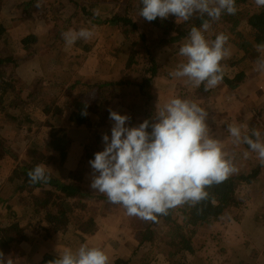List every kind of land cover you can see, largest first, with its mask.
<instances>
[{
	"label": "trees",
	"instance_id": "16d2710c",
	"mask_svg": "<svg viewBox=\"0 0 264 264\" xmlns=\"http://www.w3.org/2000/svg\"><path fill=\"white\" fill-rule=\"evenodd\" d=\"M102 1V0H101ZM124 5H120V3ZM115 6H121L123 12L105 14L103 25L115 28L125 42L131 46L138 48V53L131 51L130 58L134 61L135 58H141L140 81L136 84L128 82H111V86H127L132 87L142 99V105L146 106L153 96L150 89L154 86L155 80L164 75L162 65L160 64L155 50L159 46L178 44L185 39L191 27H199L202 20L193 17L190 21H178L175 16H169L168 19H160L149 22L139 16L141 7L140 0H112ZM40 4L39 0H35V7ZM237 12L235 15L224 14L220 20L221 23L214 24V28L224 30L226 28L228 34L234 35L233 42L239 48L238 57H234V63H240L247 58V54L255 45L264 43V8L258 7L254 0H236ZM85 15L93 20L90 8L85 5L82 7ZM54 18V17H52ZM244 22V33L238 28L240 22ZM8 29L0 23V41L6 35ZM226 32V31H225ZM156 39H154V35ZM153 37V38H152ZM151 38V39H150ZM31 37H26L21 41L23 46H29ZM149 39V40H148ZM236 59V60H235ZM233 63V62H232ZM17 67V62L13 59L0 58V157L4 156L15 159L13 149L7 139L12 135L14 138L25 132V125L32 122V113L25 109L26 105L32 104L36 108H42V115L47 120L42 123L41 120L35 121L36 130L40 126L51 128L50 147L52 162L49 165V180L44 182L32 183L29 179L28 172L39 164L24 163L19 166V172L22 174L21 180L12 188L18 205L23 208L27 214L26 229L21 231L18 221L13 217L6 223L0 226V251L5 254V247L8 244L18 243L23 238L32 236H40L42 230H45L49 235L57 232H65V227L72 223L77 230L85 232L91 225L92 218L82 216L91 205L98 207L102 205L104 211L109 210V207H117L110 203L106 196L95 192L87 185L91 184L92 171L88 169L89 161L94 159L93 156L97 150L91 147V143L84 148L82 157L76 162V166L70 168L69 171L63 172L61 176L53 175L54 169L63 161L69 158L70 149L77 138L70 135L67 130L70 129H100L105 127V112L102 104L97 101L90 102L84 99L75 102L71 109L59 107L66 112V117L59 118L55 112V108L42 103L41 96L46 95V92L37 94L29 93L22 101L21 111L24 113V120H20L21 114H9L6 110H16L19 108V103H9L6 105V100L20 98L18 92V83L16 79L7 71L8 66ZM244 71L236 73L234 77L224 75L223 84L229 91L236 90L242 83ZM76 84V80H73ZM64 82L48 86V91L53 89L54 93H64L62 87ZM77 85V84H76ZM67 86V84H65ZM69 90V89H68ZM39 98V100L37 99ZM61 109V110H62ZM86 112L87 115H82ZM147 118V115H145ZM60 123H58L59 120ZM248 150V146L246 145ZM16 160V159H15ZM235 166L238 171L231 174L225 181L219 184L208 186L205 190L208 192V197L195 204L191 202L170 209L166 215H156L154 219H150L146 228L143 229L141 236L138 238L139 244L152 243L156 238L154 230L155 224L160 223L165 228L170 230L174 235L172 237L163 236L151 250H159L164 260L169 264H179L178 257L182 255H193L196 252L193 243L197 230L203 226H213L219 224L225 225L231 220H237L243 214V210L248 206L245 197L240 195L243 188L251 185L260 175L263 169V164L240 163L234 159ZM1 167V164H0ZM60 170V169H59ZM62 170V169H61ZM54 201V202H53ZM64 205L70 207L67 212L63 208ZM109 206V207H108ZM108 207V208H107ZM58 208L60 214H55L52 210ZM8 209V208H7ZM58 257L51 254H44L39 264H49ZM131 258L116 257L113 264H129Z\"/></svg>",
	"mask_w": 264,
	"mask_h": 264
},
{
	"label": "rangeland",
	"instance_id": "374dc122",
	"mask_svg": "<svg viewBox=\"0 0 264 264\" xmlns=\"http://www.w3.org/2000/svg\"><path fill=\"white\" fill-rule=\"evenodd\" d=\"M11 1L13 2L15 0H0V9L2 13V15L0 16V23L2 22L1 21L2 19L8 21V23L14 22L16 24V26L11 25V29L6 35V37L2 41H0V58L13 59L17 62L16 68H12V66L10 65L7 67V71L11 73V76H13V78L16 79L18 83L17 93L20 95L19 96L20 98L14 100L11 99L12 97L11 96L9 100H6V105H8L9 103L11 104L19 103L18 109L13 110L10 107L6 111L9 114H21L19 119L24 120L25 116L24 113H22L21 111V108H24L21 107L23 99L29 93L41 94L44 92H46V95L41 96L42 97L41 102L52 106V109L55 108L56 109L55 112L57 113V115L59 116L60 114L59 118L62 116L66 117L67 114L66 112L63 113V109L59 107L71 109L76 101L79 102L84 99H87L90 102L97 101L98 103L102 104L104 108L105 116L103 118L105 120V127H102L100 129L79 128L75 130L74 129L67 130L69 134L70 133L73 134L77 132L75 136L76 137L79 136L81 142L73 143L70 149L69 158L63 161L61 164L58 165V167L54 169L53 175L56 176L60 174L61 176H63L62 175L63 172L61 171L64 172L66 170L69 171L70 168L72 169V167L76 165V162L79 161L80 158L82 157L84 148L86 149V145L91 143L90 146L95 148L97 152L103 150L102 134L107 133L110 136L111 135L110 130L113 124V122L109 119V110L115 111V108L117 107V105H119V101H121V97L117 95L119 94V90H117L118 88H120L123 91V96L126 97L123 98V100L126 104L125 115H128L131 118L130 121L128 122L129 126H138L144 120H149L148 117L145 118L146 115L145 111L148 112L149 107L151 108L154 105V100L153 99L150 100L148 104L144 106L142 105L143 103L142 99L138 96L134 88L121 86V85L111 86L110 84L111 82L122 81L136 85L140 81L141 58L137 57L134 59V61H132L130 58L131 51L138 53L137 45L136 46L129 45L127 42L123 40L122 35H120L117 30H111L107 28L103 29V31H99L97 29L95 30L96 32H99V34L100 32H104V34L111 36V32H112L114 33V35L118 34L120 36L119 40L116 41L114 40L111 44L104 45L103 48H105V51H107V53H109L110 50L113 53L118 51V53H120L122 57L121 62H125L126 64L125 66H123V64L120 63L121 68L119 69L113 68V70L111 71L112 73L110 72L109 74H105L107 75L106 79L103 78L97 80V78L95 79L94 76H89L84 79L80 77V79H78L76 78L78 77L76 75L70 76V72H68L67 74L64 73L61 76H55L51 78L50 75L47 73V69L49 67H50L49 71H51L52 69V64H54V62H52V57L54 56L56 57L55 59L56 65L57 67H60L63 63L62 60L63 56L68 55L73 47V45L72 46H67V45L59 46L58 44L54 45L51 44V42H49L47 46L44 47V49H46L45 54H47V51H50L49 56L51 60L46 63L44 62L45 68L43 66L41 72L43 74L45 73V75L41 76L40 72L37 71V66L35 65V63L32 62L33 59H31V57L30 58L27 57V55H30L33 51L37 50V43L36 41L33 42V38L31 36L37 30V23L35 25V28H33L34 27L33 20H31L28 17L31 16V18L34 19L36 12H34V14L31 15L29 13L28 16L26 15L25 18L24 17L16 18L15 16H13L14 14H11L6 11L8 8H11V4H9V2ZM89 1L100 2L101 0H89ZM84 2H85L84 0L77 1V3H79L78 4L79 6H82ZM124 3L121 2L120 5H124ZM104 7L107 8L101 9L99 11L98 16L95 15L101 21H104V17L102 16L105 15L106 11L109 9L111 10V12L109 13L123 12L121 6L114 5V7L111 9V7L105 4ZM12 9L14 12L19 10L16 7H12ZM55 11L56 13L58 12L57 7L55 8ZM71 12L72 11H64L62 15H64V17H68L70 15V18L71 17L76 18L74 14H71ZM78 12L80 13L77 14L79 19V20L77 19V22H81L84 25V27L81 25V23H79L78 25H80V28L79 27L73 28V26L70 25L67 27L65 31L69 29L79 30L81 28H85V24L90 23L89 21L90 17L88 18V16H86L83 13L82 9L78 10ZM221 21L222 20H219L216 24L221 23ZM244 22L245 21L242 20V22H240L238 26V28L241 29L243 33H244L243 27H245ZM87 28L90 27L88 26ZM107 30L111 32L107 33L109 32ZM51 32H53V30ZM218 32L222 33V31H218ZM217 34L219 33H216L215 35ZM208 35H212V34L210 33ZM232 36H230V41L233 42L237 38H235L234 35ZM22 37L23 38L31 37L30 40H32V42H29V46L27 47L24 46V48H28L25 51L19 46V40ZM153 37L154 39H156V35H154ZM184 41L185 39L180 41L178 44L163 45L160 47L158 46L155 50L156 56L158 57V60L163 67V71H165L168 75L171 71H173L176 68L177 64L183 62V60L180 59L181 56L179 55V48L181 47ZM237 42H239L238 39ZM87 43H90V40L87 41L78 40L74 45L81 46L84 51L86 49ZM166 47L167 49H165ZM237 50H239L238 47ZM92 51L93 54L96 50L92 49ZM230 51H231V55L229 57H226L225 60L222 61V64L224 65V73L228 77H234L236 73H240L241 71H243V66L249 67L250 61L252 64H254L255 60L257 59V56L259 55V53L256 51V48H252L250 50L251 52L249 51L250 58L248 55L247 58L242 62L234 63L233 59L234 57H238V55H235L236 50L230 49ZM111 56L113 58V55H109V57ZM74 62L75 64L78 65V63L80 62V56L79 58L76 57L74 59ZM34 66L36 68H33ZM105 73H107V69ZM111 75L113 78H111ZM248 75L250 76V72L248 73ZM75 78L78 81L76 82L77 85L73 83L74 82L73 80H75ZM170 78L172 79V81ZM65 79H67L66 81L69 82L68 85H72V87L70 88L71 90H68L65 84L62 87V89L65 90L64 92L66 93L60 94V93H54L53 89L49 91L47 90L50 84L56 85L61 83ZM167 79H170L173 85L172 89L170 88V84L168 83H167L169 85L168 87H166L165 85L160 86L161 85L160 80L156 83V85L158 86L157 90L156 88H154V86L150 89V92L152 91V94L154 93V95H157L156 96L157 99L158 97L161 96V99L163 100V97H165V95L172 96V98L179 96L182 98H187L196 101L197 103L200 104L201 107L205 108L206 110H208L206 105L209 104V109L211 108L218 112L220 111V108L223 105V101L225 98L224 95L229 97V101L233 98V95L231 93L226 94L228 91H226L227 90L226 86H224L223 83L218 85L214 89L205 91L203 85L196 87L191 83H187L186 78L177 79L168 76ZM256 83L257 85L259 84L257 89L259 87H264V73H262V75L259 76L258 79H256ZM114 90H117V94L116 92H114ZM260 90L262 91V88H260ZM37 99L39 100V98ZM37 106L38 104H36V108L32 104L26 105L25 109L30 111L33 117H35V119L31 118L32 122L30 121L25 125H23V127L25 128V132L23 134L15 138L11 135L7 139L8 142H11L9 145L11 149H13V153L16 160L8 156H4L3 158L0 157V164L3 169L2 172L0 170V175H1L0 194L2 189H7L8 193L11 192V194L9 195V201L15 200V203H13L11 206L4 205V208L3 206L2 207L0 206V225H3L4 223H6L7 221H9L14 217L18 221L21 231L26 229L25 227L27 226V214L25 213L23 208L18 205L16 196L13 194L14 191L12 190V188L16 187V184L21 180L22 174L18 170L19 166H21L26 162H29V164H46L49 167V165L52 162L51 147L50 144L47 143V139H50L51 137L50 135L51 132L49 133V129H48L50 127H46L44 125L40 126L39 131L41 130V132H39L38 130H36L37 128L35 127L34 124L36 120H41L42 123H44L47 120V118L44 117V115H42L41 110L43 109L42 108L40 109ZM120 106L121 108L124 107L123 105ZM121 108H118V111ZM153 109L154 108H152V110ZM250 114H251L249 118L250 120L251 118L254 119L256 117L261 118L253 121V124L258 125L260 123H263L264 125V108H259V106L256 109L250 108ZM60 121L61 120H59L58 123H60ZM251 123L252 122H250V126ZM42 127L45 129H42ZM256 129L262 132V136H264L263 135L264 128L259 126ZM149 131H151V129H149ZM219 140L225 142L224 138H221ZM229 143L234 149L237 148L236 143L234 144L233 141L230 140ZM242 146L243 144L240 147ZM253 156H255V159H253ZM233 158L240 163L246 162L251 164L253 163L257 164L260 161L258 155H254V154L252 156L249 154L247 158L243 156L241 157L240 160L238 159V156L237 157L233 156ZM75 167L76 166H74V168ZM87 167L89 170L92 171L90 165H87ZM87 186L91 188L90 184H88ZM251 194L255 195V197L253 196L249 197L251 200L257 198L256 192L251 190V188L248 186L243 188V190H241L240 192V195H242L245 198H247ZM2 200L3 199L0 198V203L2 202ZM63 208L67 212L70 211V207L67 205H64ZM104 209L102 208V205L98 207H94L93 205H91L87 211L81 214L84 217L92 218L91 225L89 226V229L85 232H82L81 230H77L74 227L75 225L72 223H69L65 227V232L62 233L57 232L55 234L49 235L47 231L42 230V232H40L41 233L40 236L23 238L22 241H19L18 243L8 244L7 247H5L6 249L5 256H11L14 259L18 260L17 264H35L36 263L35 260H39L40 258L41 251H39V249L36 253L35 251L32 252L29 251L32 246V243L30 241L38 240L37 243H42L40 249L43 247V250L46 251L47 249L45 247L47 246V242H48V243H52L53 245L52 247L56 251V253H61L63 251V247L65 248L70 247L73 250H76V248H79L78 245H81L82 243H87L89 247H94V244H98L97 247L102 248L108 255L109 264H113V261L116 257L131 258L129 264H169L164 260L159 250L157 249L151 250V248L157 247L156 245H158L159 241L164 238L163 236L172 237L174 234L170 230L165 228L160 223H157L152 228L154 232H156L155 233L156 238L153 242L154 244L153 245H151L152 243L139 244L138 238L141 236L143 229L146 228L150 220H145L137 216H129L127 214L126 209L122 206H117V207L110 206L109 210L107 211H104ZM52 211L55 214H60L62 217H64L60 213L58 208L53 209ZM204 227L209 228L211 226H203L197 230V233L193 241L196 249L195 254L179 256L178 257L179 264H204V261L202 260L203 261L202 263L200 260L201 257L203 258L205 255L207 256L214 255L213 257L219 256L217 255L218 253L217 251L215 252L211 251V244L210 245L207 244L209 235L217 236L219 232L214 230H210V232H205V230H202ZM60 241L63 242V244H61ZM65 242L66 244H64ZM200 250L204 252L200 254ZM196 254H198L196 259L195 258L193 259L192 257H194ZM254 256L255 258H258L257 255ZM261 258L262 260L260 263L264 264V251L261 253ZM214 260L219 261L217 259H212V261ZM212 264L215 263L213 262Z\"/></svg>",
	"mask_w": 264,
	"mask_h": 264
},
{
	"label": "clouds",
	"instance_id": "9594fccd",
	"mask_svg": "<svg viewBox=\"0 0 264 264\" xmlns=\"http://www.w3.org/2000/svg\"><path fill=\"white\" fill-rule=\"evenodd\" d=\"M264 8V0H255ZM139 16L149 22L175 16L178 21L202 20L193 26L179 48L186 62L177 64L169 73L172 78L185 79L205 91L223 83L222 61L231 55L228 34L215 38L206 36L224 14L235 15L236 0H140ZM39 8V4L36 5ZM99 15V9L93 10ZM95 25L62 33L67 46L78 40H90ZM259 53L255 71L264 73V43L255 45ZM82 115H87L83 112ZM208 111L194 100L179 96L169 99L162 107L157 104L151 120L129 126L130 116L109 110L113 122L111 135L102 134L103 150L89 161L92 169L90 187L121 205L129 216L145 220L166 215L170 209L208 197V186L222 183L238 171L234 158L225 150L224 143L210 134L206 123ZM241 125L229 124L227 131L233 142L248 146L244 153H257L264 163V136L253 128L242 132ZM151 129V131H149ZM46 164L36 165L28 172L32 183H46L50 176ZM18 260L0 251V264H17ZM49 264H109V257L99 247L82 243L78 249L68 247Z\"/></svg>",
	"mask_w": 264,
	"mask_h": 264
},
{
	"label": "crops",
	"instance_id": "0c3cea01",
	"mask_svg": "<svg viewBox=\"0 0 264 264\" xmlns=\"http://www.w3.org/2000/svg\"><path fill=\"white\" fill-rule=\"evenodd\" d=\"M77 1L78 0H54V1L39 0L40 2L39 8L37 6L35 7L34 5L35 0H19V1L15 0L13 2L12 1L9 2V4H11V8H8L6 11L11 14H14L13 16H15L16 18H20V17L25 18L26 15L28 16L29 13L31 15V14H34V12H36L34 19L31 18V16H28V17L31 20H33V23H34L33 28H35V25L37 23V30L36 32L33 33V35H31L33 38V42L36 41L37 43V50L33 51L30 55H27V57L28 58L31 57V59H33L32 62L35 63V65L37 66V71L40 72L41 76L45 75V73L43 74L41 72V69L44 66V62L46 63L51 60L49 56L50 51H47V54H45L46 49H44V47H46L49 42H51V44H54V45L58 44L59 46L66 45L62 37V33L70 25H72L73 28H78V27L80 28V25L78 24L81 22H77V19H78L77 14L80 13L78 12V10H81L82 7H84L85 5H87L90 8L91 14L94 17L92 21H91V18L88 17L90 19L89 20L90 23L85 24V28L88 26L91 27L92 25H95L96 26L95 30L97 29L99 31H103V29L105 28L116 30L113 27L103 26V22L99 18H97V16H95L92 12L94 9H99L100 11L101 9L107 8V7H104L105 4L111 7L112 9L114 7V4L111 2V0H102L100 2H96V1L91 2L89 0H84L85 2L82 6H79L78 5L79 3H77ZM12 7H16L19 10L14 12ZM56 7L58 8L57 13L55 11ZM64 11H72L71 14H74L76 18L74 17L70 18V15L68 17H64V15H62ZM109 12H111L110 9L106 11V14H108ZM1 15L2 13L0 9V16ZM1 21H2L1 23H3L7 27L8 29L7 32L10 31L11 25L16 26L14 22L8 23V21L2 20V19ZM81 25L84 27L82 23ZM224 29L226 32L224 30H218L213 27L208 33H206V36L214 39L215 34L220 33L218 31H222V33L225 32L226 34H228L226 28ZM52 30L53 32H51ZM110 32L111 31L107 33H110ZM210 33L212 35H208ZM228 35L229 37L232 36L230 34ZM107 36L108 35L104 34V32H100L99 34V32L95 31L94 37L90 39V43H87L86 49L84 51L81 46L73 45L72 49L70 50V53L66 56H63L62 58L63 63L60 67H57L56 65V60H55L56 57L55 56L52 57V62H54V64H52L51 71H49L50 67L47 69V73L50 75L51 78L55 76H61L64 73L67 74L68 72H70V76L76 75L78 76L76 77L78 79H80V77L84 79L89 76H94L95 79L97 78V80L103 79V78L106 79L107 75L105 74H109L113 70V68L115 69L121 68L120 63H122L123 66H125L126 64L125 62H121L122 57L120 53H118V51L113 53L110 50L109 53H107V51H105V48H103L104 45L111 44L114 40L115 41L119 40L120 36L118 34L114 35V33L112 32H111V36H108V37ZM22 38L19 40V46L25 51L28 48H24L23 44H21V41L24 39ZM229 45H230V49L236 50L235 55L239 54L237 50V46L236 47L234 46L235 45L234 42L229 40ZM92 49L96 50L93 54H92L93 52ZM165 49H167V47ZM109 55H113V58L112 56L109 57ZM248 55L250 58V53H248L247 56ZM79 56H80V62L77 65L75 64L76 61L74 62V59L76 57L79 58ZM180 59L183 60V62H186V58L180 57ZM33 68H36V67L34 66ZM255 68H256L255 63L252 64L251 61H250L249 67L243 66V71H245L243 83H241V85L236 90H233V91L226 90L228 91L226 94L231 93L233 95V98L229 101V97L224 95L226 99L224 98L223 105L221 106L220 111L217 112L214 109H211V108L209 109V104L206 105L208 108L207 111L209 113L206 123L210 129V134L213 135V137L216 139L224 138L225 142L223 143H224L225 150L232 157L238 156L239 160L241 159V157L244 156V153L248 150L245 147V144L243 143L236 144L237 148L235 149L230 145L229 142L230 140L233 141V138L230 137L227 131L228 125L236 124V125L243 126L242 132L245 134H250L251 129L253 128L256 129L259 126L264 128L263 123H260L258 125L253 124V121H255L256 119H261L260 117L255 116L256 118L254 119L251 118V120L249 119L251 115L250 108L256 109L258 106L259 108H264V92H263L264 87H259L257 89L259 84L257 85L256 83V79H258L259 76L262 75V73L255 71ZM106 69H107V73H105ZM162 71H163V67H162ZM249 72H250V76L248 75ZM163 73L164 75L161 76L160 78H157L154 84V88H156V90L158 89V86L156 85V83L159 80L161 84L160 86L165 85L166 87H168L169 86L168 84H170V88L172 89V86H173L171 83L172 79L170 78L171 81L170 79H167V77L168 76L170 77V75H168L165 71H163ZM111 78H113L112 75H111ZM66 80L67 79H65L62 82H65ZM68 83H69L68 81L65 82V84H67L66 87L67 89L71 90L70 88L72 87V85H68ZM260 88H262V91L260 90ZM117 90H119V94H117ZM117 90H114V92H116V94L119 97H121V101H119V105H117V107L115 108V111L117 112L118 108H121L120 105H123L124 107L119 109L118 113L121 115H125V110H126L125 105L126 104L123 98H126V97L123 96V91L120 88H118ZM64 91L65 90H63V92ZM151 94H152V91H151ZM152 96L154 100V105L151 108L149 107L148 112L145 111L149 120H151L152 117L154 116L157 104H159L162 107L169 99L172 98V96L165 95V97H163V100L161 99V96L158 97L157 99L156 97L157 95H154V93L152 94ZM152 108L154 109L152 110ZM250 122H252L251 126H250ZM42 129H45V128L42 127ZM48 129L50 133L51 128H48ZM39 132H41V130ZM76 134L77 132L73 134L70 133V135L72 136L73 135L75 136ZM77 137H76L77 138L76 142H81V139L79 138V136ZM49 141L50 139H47V143H49ZM242 144L243 146L240 147ZM249 154L251 156L253 154L257 155V153H254V152H250ZM253 159H255V156H253ZM26 163L29 164V162H26ZM258 163L263 164V169L261 170V173L258 176V178L251 185L248 186L251 188V190L256 192L257 198H254L253 200H251L249 197L251 196L255 197V195L253 194L245 198V200H247L248 206L243 210L242 216L238 218L237 220H231L230 222L222 226H220L219 224H215L209 228L204 227L202 229V230H205V232H210V230L219 232L217 236L209 235L208 242H207L208 245L211 244V251L213 252L217 251L218 253L217 252L216 253L219 256L213 257L214 255H211V256L208 255L211 258L210 259L207 255H205L203 258L202 257L200 258L202 263L204 261V264H212L213 262L215 264H261L260 263L262 260L261 253L264 251V163H262L261 161H259ZM0 170L2 172L3 170L2 167L0 168ZM10 194L11 192L8 193L7 189H2L1 194H0V198L3 199L2 202L0 203L1 207L3 206L4 208V205L11 206L13 203H15V200L9 201ZM30 242L32 243V246L29 251L31 252L35 251V253L38 251V249L39 251H41L40 258L39 260H35L36 261L35 264H39L44 254H51L56 257L59 256V253H56V251L53 249L52 243L47 242V246L45 247L47 250L44 251L43 247L40 249L42 243H37L38 240H35V241L32 240ZM60 243L63 244V242L61 241ZM64 244H66V242ZM97 245L98 244H94V247H97ZM64 249L65 247H63V250ZM202 252L204 251L200 250V254H202ZM197 255L198 254H196L192 258L196 259ZM254 255H257L258 258H255ZM212 259H217L219 261H216V260L212 261Z\"/></svg>",
	"mask_w": 264,
	"mask_h": 264
}]
</instances>
